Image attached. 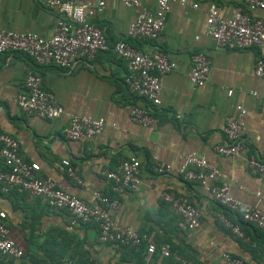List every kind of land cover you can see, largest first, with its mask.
Returning <instances> with one entry per match:
<instances>
[{
    "label": "crops",
    "instance_id": "1",
    "mask_svg": "<svg viewBox=\"0 0 264 264\" xmlns=\"http://www.w3.org/2000/svg\"><path fill=\"white\" fill-rule=\"evenodd\" d=\"M104 1L102 13L89 22L104 32L109 44L125 40L139 51L149 50L150 44L127 36L138 10L113 0ZM195 1L198 9L169 3L164 32L155 42L176 67L163 78L160 105L152 107L158 120L154 128L130 120V107L148 104L126 89L125 64L111 51L98 53L91 61L74 60L65 71L54 66L38 67L27 56L1 55L0 128L19 142L24 161L39 166V177L53 178L58 187L91 205H96L94 192L117 198L120 207L110 212L111 220L147 233L157 246L169 244L174 255L193 264H225L221 254L227 252L245 264H264V229L242 223L237 214L211 198L208 186L187 183L178 174L185 157L196 154L219 171L217 182L229 184L234 199L264 214V179L248 172L243 156L223 157L214 152V147L225 139V118L237 116L235 108L240 105L246 111L242 137L248 153L264 160V79L253 74L255 62L264 60V44L260 49L216 50L205 32L207 8L213 3L223 17H229L234 11H244L241 0ZM140 4L150 12L157 6L156 0H140ZM251 15L264 21V10ZM59 18L57 13L41 8L37 0H0V30L47 38ZM196 53L210 60L209 78L197 88L188 81L191 57ZM26 68L40 74L42 87L53 93L62 106V117L45 120L19 110L15 99L24 92ZM227 90H232V96H227ZM73 115L102 118L105 126L95 137L70 141L63 131ZM153 155L171 166V174L158 176L152 171L149 158ZM132 156L142 162L141 182L134 190L114 194L110 182L100 173L115 169L120 160ZM64 159L78 171L82 186L58 170L57 164ZM164 192L183 196L198 208V228L189 231L180 226L179 217L169 212L161 200ZM0 211L6 214L13 238L23 246L18 238L21 234L25 242L21 260L2 259L0 264H39L30 262L31 255L38 262H48L50 258L36 246L51 236L58 241H72L65 256L71 255L75 262L81 260L79 264H146V245L128 248L100 244L96 226H73L66 213L49 208L41 199L0 193ZM221 214L236 220L249 241L243 242L225 230L218 221ZM35 218L37 223L33 222ZM31 226L36 229L34 239ZM148 264L178 263L174 256L164 258L157 251Z\"/></svg>",
    "mask_w": 264,
    "mask_h": 264
},
{
    "label": "built area",
    "instance_id": "2",
    "mask_svg": "<svg viewBox=\"0 0 264 264\" xmlns=\"http://www.w3.org/2000/svg\"><path fill=\"white\" fill-rule=\"evenodd\" d=\"M125 7L138 10L134 20L129 24L127 36L136 42L150 44L147 51H139L125 40L109 44L106 35L89 22L91 17L102 13L105 1L77 0H37L41 8L57 13L53 34L44 38L33 33H18L0 30V56L3 54H19L30 58L38 67L54 66L60 70H69L74 60L91 61L98 53L111 51L116 58L125 64L123 83L128 91L143 100L148 106H132L129 108L130 120L147 128H154L157 116L152 107L160 105L163 78L172 72L176 63L155 45L165 29V16L169 3L190 6L198 9L195 0H156V10L150 12L141 7L140 0H113ZM244 11H234L231 16L223 17L218 7L211 3L207 8L205 32L214 41V48L221 51L260 49L264 44V21L251 15L256 10H264V0H241ZM191 69L188 74L189 83L197 88L205 85L210 74V60L203 53L191 57ZM253 74L264 79V60L255 62ZM24 92L16 96L15 103L19 110L31 117L54 120L64 115L62 106L53 93L42 87V78L32 68L25 69ZM227 90V96H232ZM237 116L225 118L223 127L224 141L214 147L219 156H243L248 172L264 179V160L248 153V145L242 137L244 117L242 106H236ZM105 126L102 118L73 115L70 117L64 135L70 141H81L95 137ZM152 171L158 176L171 174L169 164L153 155L149 158ZM78 186L83 181L78 171L67 159L61 160L57 166ZM142 162L136 157L120 160L113 170L101 171V176L110 182L111 191L121 194L134 190L141 182ZM37 164H29L20 155L19 142L0 128V193L26 194L31 200L41 199L49 208L66 213L68 222L73 226L92 224L98 232L100 244H112L121 247H138L146 245L145 263L152 255L159 252L161 257L174 256L179 264H193L171 251L169 244L157 245L145 232H138L125 225L114 223L110 212L120 207L117 198L107 197L94 192L96 205H91L81 198L58 187L51 177H39ZM181 179L187 183L208 186L211 198L225 210L237 214L242 223L258 229H264V214L234 199L227 183H218L220 173L211 167L206 159L190 154L185 157L184 165L178 171ZM209 183H211L209 185ZM172 214L179 217L180 226L186 230H194L200 225L201 214L198 208L183 196L164 192L161 195ZM218 221L225 230L239 240L248 242L249 238L241 230L239 223L224 214ZM25 255V249L12 236L6 225V214L0 211V260H19ZM221 257L225 264H245L242 260L223 252ZM61 264H76L70 256L61 259ZM94 264V263H93Z\"/></svg>",
    "mask_w": 264,
    "mask_h": 264
},
{
    "label": "trees",
    "instance_id": "3",
    "mask_svg": "<svg viewBox=\"0 0 264 264\" xmlns=\"http://www.w3.org/2000/svg\"><path fill=\"white\" fill-rule=\"evenodd\" d=\"M130 44L132 45V43H130ZM232 220H234V219H232ZM33 222L37 223L38 222V218H35ZM34 223L32 224V226L34 225ZM30 231H31V234H33L31 239L36 238L37 235L34 234L36 229L32 227V228H30ZM72 243H73L72 241H70V240L67 241V240H64V239L61 240V241H58V240H56L55 237H52V236L49 239L45 238V240L42 242V244L36 246V250L40 249L43 252L44 256L49 257L50 260L48 262H38L37 257H35V259H34L32 255L29 258V260L31 259L30 262H32V263L36 262V263H39V264H61V259H63L65 257V254L68 252V250H69V248H70ZM141 246H145V244H142V245H140L138 247H128V248H139V247L142 248ZM171 251H172V249H171ZM48 252H49V254H48ZM70 257L73 259V257L71 255H70ZM78 260H77V262H75L76 264H79L80 261H81V260H79V261Z\"/></svg>",
    "mask_w": 264,
    "mask_h": 264
},
{
    "label": "rangeland",
    "instance_id": "4",
    "mask_svg": "<svg viewBox=\"0 0 264 264\" xmlns=\"http://www.w3.org/2000/svg\"><path fill=\"white\" fill-rule=\"evenodd\" d=\"M18 238L20 239V242L23 244V246L25 245V242H24V240H23V237H22V235L21 234H19L18 235ZM19 260H21V259H19Z\"/></svg>",
    "mask_w": 264,
    "mask_h": 264
}]
</instances>
